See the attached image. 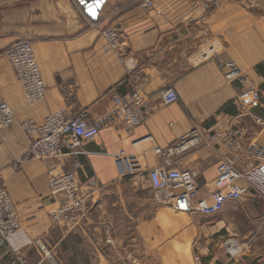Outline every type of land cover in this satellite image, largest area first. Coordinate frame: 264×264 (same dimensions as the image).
<instances>
[{
  "label": "crops",
  "instance_id": "1",
  "mask_svg": "<svg viewBox=\"0 0 264 264\" xmlns=\"http://www.w3.org/2000/svg\"><path fill=\"white\" fill-rule=\"evenodd\" d=\"M143 1L105 0L95 19L78 0L0 3V51L29 40L46 87L44 101L29 105L11 63L0 57V102L15 112L14 124L0 129V176L23 230L0 247V264H39V249L21 243L36 237L57 264H94L92 255L104 258L100 248L107 245L114 257L130 255L131 261L135 255L178 253L186 264L192 255L204 264H264V198H252V189L220 213L204 216L155 201L148 179V171L162 162L156 149L167 151L194 128L206 135L240 127L245 146L256 142L264 148V117L254 111L264 106L254 105L264 95V11L228 3L206 15L186 0H152L151 7ZM110 25L122 28L123 55L105 51L100 33ZM231 66L247 76L252 92L239 80L225 79ZM168 87L178 100L166 104L161 93ZM114 93L147 101L139 125L129 131L104 127L73 154L23 159L29 138L20 121L41 124L58 110L68 117L85 112L92 119L110 108ZM222 152L218 144L185 141L170 159L172 167L195 172L198 195L211 202ZM117 157L128 158L127 174L120 173ZM65 172L100 186L71 230L49 215L59 198L50 194L48 176ZM238 184L246 185L243 179ZM228 236L246 243L244 255L232 259L221 250Z\"/></svg>",
  "mask_w": 264,
  "mask_h": 264
},
{
  "label": "built area",
  "instance_id": "2",
  "mask_svg": "<svg viewBox=\"0 0 264 264\" xmlns=\"http://www.w3.org/2000/svg\"><path fill=\"white\" fill-rule=\"evenodd\" d=\"M186 1L200 7L206 15H212L228 3L264 11V0ZM152 4V0H144L142 6L151 7ZM100 34L106 41L105 51L118 55L125 53L121 27L106 26ZM0 57H5L11 63L26 102L29 105L42 103L46 87L33 53L32 43L27 39H18L1 50ZM225 79L245 83L250 92L255 89V86L249 83L247 76L233 66L225 72ZM256 95H258L257 91ZM161 96L166 104L178 100V95L172 87L164 89ZM147 106V101L140 100L135 94L123 97L114 93L110 108L92 119L87 118L85 112L68 117L58 110L46 115L41 124L34 119L20 121V128L29 138V148L23 159L53 158L64 153L73 154L82 141H92L104 127L120 126L121 129L129 131L142 122L143 112ZM260 121L263 119L257 118V122ZM14 122V110L6 101H1L0 129L8 128ZM244 136V131L240 127L213 131L206 135L194 128L180 143L169 147L167 151L156 149V152L162 156V162L148 171L155 201L168 206L174 212L213 216L220 213L227 203L239 200L248 189H254L264 198V163L262 162L264 148L256 142L245 146ZM185 141L194 145L201 142L209 146L218 144L223 148L213 182L214 189L210 192L211 202L198 195L195 172L172 167L170 157L180 150ZM117 160L120 173L127 174L128 169L130 170L128 158L117 157ZM254 160H258L259 163L255 164ZM13 167L18 168L16 162ZM242 179L245 181V186L238 184V181ZM48 187L50 194L59 198L57 205L49 212L50 217L55 223L62 224L70 230L77 227L82 217L90 210L93 194L100 189L93 179L81 181L75 172L49 174ZM15 236H23V230L16 205L0 176V247L10 244ZM105 241L109 243L110 239L107 237ZM21 243L32 244L39 249L41 253L39 264H57L41 237L25 239ZM20 245L14 247L11 245V248L19 250ZM220 247L232 259L241 257L247 249L246 243L236 236L223 239ZM194 261L196 264H204L198 255L194 257Z\"/></svg>",
  "mask_w": 264,
  "mask_h": 264
},
{
  "label": "rangeland",
  "instance_id": "3",
  "mask_svg": "<svg viewBox=\"0 0 264 264\" xmlns=\"http://www.w3.org/2000/svg\"><path fill=\"white\" fill-rule=\"evenodd\" d=\"M11 0H0V3L7 2ZM262 11V9H260ZM264 14V12H263ZM254 105H257V101H260L264 103V95H261L260 97L254 98ZM264 105V104H263ZM258 106V105H257ZM259 107V106H258ZM264 109V106H262ZM254 195L252 198L254 199H260L263 198L257 194V192L252 189ZM251 197V196H250ZM106 240V239H105ZM106 244H109L106 242ZM101 247V245L98 247V249ZM221 248V247H220ZM48 250L50 251V248L48 247ZM101 252L104 254V258L100 256L98 259H95V257L92 255V261L94 264H186L183 256L184 254H156V255H135V258L137 257V260L131 261L130 259L132 258L130 255H122V258L120 257H114L115 255L112 254L110 250H113L110 245H107L106 247H101L100 248ZM222 250V249H221ZM134 257V256H133ZM191 260L187 264H196L194 261L193 255L191 256ZM183 258V259H182ZM133 259V258H132ZM182 259V260H181ZM190 259V258H189Z\"/></svg>",
  "mask_w": 264,
  "mask_h": 264
},
{
  "label": "water",
  "instance_id": "4",
  "mask_svg": "<svg viewBox=\"0 0 264 264\" xmlns=\"http://www.w3.org/2000/svg\"><path fill=\"white\" fill-rule=\"evenodd\" d=\"M90 18L95 19L105 0H78Z\"/></svg>",
  "mask_w": 264,
  "mask_h": 264
},
{
  "label": "trees",
  "instance_id": "5",
  "mask_svg": "<svg viewBox=\"0 0 264 264\" xmlns=\"http://www.w3.org/2000/svg\"><path fill=\"white\" fill-rule=\"evenodd\" d=\"M260 90H262V91L264 92V84H262V85L260 86ZM254 111H255L258 115L264 117V109H263L262 107H261V108H259V107H255V108H254Z\"/></svg>",
  "mask_w": 264,
  "mask_h": 264
}]
</instances>
